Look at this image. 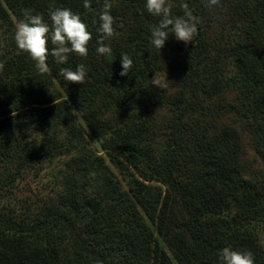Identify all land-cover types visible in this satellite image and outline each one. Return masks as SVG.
Masks as SVG:
<instances>
[{
  "label": "trees",
  "instance_id": "16d2710c",
  "mask_svg": "<svg viewBox=\"0 0 264 264\" xmlns=\"http://www.w3.org/2000/svg\"><path fill=\"white\" fill-rule=\"evenodd\" d=\"M87 2L0 0V264H220L224 247L264 264V175L250 176L241 132L264 160V0H167L173 16L187 5L197 31L188 42L170 34L158 51L159 18L145 0ZM106 4L114 32L100 55ZM55 8L87 25L88 53L59 64L49 42L41 73L16 46V21L28 11L51 24ZM122 55L133 61L125 76ZM77 65L83 82L59 75ZM75 113L129 177L127 190L86 146ZM63 157L56 198L20 197L25 176ZM104 172L109 182L93 190Z\"/></svg>",
  "mask_w": 264,
  "mask_h": 264
},
{
  "label": "clouds",
  "instance_id": "9594fccd",
  "mask_svg": "<svg viewBox=\"0 0 264 264\" xmlns=\"http://www.w3.org/2000/svg\"><path fill=\"white\" fill-rule=\"evenodd\" d=\"M210 5H216L219 0H208ZM85 7L88 2L85 0ZM147 12L157 17L158 22L151 29V44L155 50L161 49L169 35L176 39L188 42L197 31L198 20L193 16L186 4H183L184 14L173 16L167 0H145ZM106 4L104 10L99 13L97 32L99 39L96 51L100 55L111 51L105 40L113 36V18ZM49 20L46 22L40 15H32L28 11L20 20L15 29L14 40L18 49L26 52L35 62L39 72L47 71V56L49 54L48 44L55 45L52 55L59 64L67 62L68 53H75L79 56H86L88 53V42L91 39V32L81 17L68 8H55L49 11ZM133 65L132 59L127 55L121 56V71L119 75L125 76ZM59 75L65 81L83 82L86 72L82 65L72 68H61ZM165 80V79H164ZM153 87L163 88L165 85L159 79L151 81ZM220 264H254V256L250 251L237 250L231 247H224L218 253Z\"/></svg>",
  "mask_w": 264,
  "mask_h": 264
},
{
  "label": "rangeland",
  "instance_id": "374dc122",
  "mask_svg": "<svg viewBox=\"0 0 264 264\" xmlns=\"http://www.w3.org/2000/svg\"><path fill=\"white\" fill-rule=\"evenodd\" d=\"M18 21H16L17 25ZM220 29H215L213 31V36L219 37ZM235 93H232V96H230V99L232 101H235ZM76 118L80 120V126L82 127L83 134L86 139V146L95 152L98 155L103 156L105 159V163L109 166L110 172L109 176L113 177L114 180H119L120 184L123 188L126 190L129 188V177L123 172L122 169L115 167L111 162L109 161V157L106 154V151L102 148V145L100 142H98L92 134L89 132V130L85 127V125L81 122V118L78 113H75ZM228 123H231V120H227ZM237 127L241 130V128L237 125ZM242 132L243 138H244V154H243V161L247 164V166L250 168V176L253 179V181H257L259 179L263 178L264 175V160L260 157V155L256 152V150L253 148V145L251 143V138L246 134L245 132ZM39 137L43 140L44 134L39 133ZM162 143L160 142L159 151L162 148ZM67 158L63 157L60 159L55 160L53 163L48 165L46 168L42 169L39 176H35L34 174H28L25 176V178L22 180L20 184V191L19 195L21 198L24 199H33L34 195L35 198H38L39 200L48 199L50 196L56 198L61 190V187H63V176H65V160ZM104 176H107L106 173L96 176V180L94 182V189L97 190V188H102L105 186L106 183L109 181L106 180ZM154 185L160 184L157 182H153ZM261 235L264 242V226L261 229ZM162 241V239H161ZM163 247L167 249L166 244L162 243ZM177 264V263H174Z\"/></svg>",
  "mask_w": 264,
  "mask_h": 264
}]
</instances>
